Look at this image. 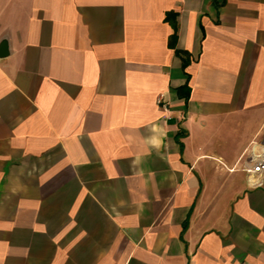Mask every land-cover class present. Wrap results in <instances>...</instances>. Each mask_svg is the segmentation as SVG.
Returning <instances> with one entry per match:
<instances>
[{
  "label": "crops",
  "instance_id": "1",
  "mask_svg": "<svg viewBox=\"0 0 264 264\" xmlns=\"http://www.w3.org/2000/svg\"><path fill=\"white\" fill-rule=\"evenodd\" d=\"M4 42L0 264H264V0H0Z\"/></svg>",
  "mask_w": 264,
  "mask_h": 264
},
{
  "label": "built area",
  "instance_id": "2",
  "mask_svg": "<svg viewBox=\"0 0 264 264\" xmlns=\"http://www.w3.org/2000/svg\"><path fill=\"white\" fill-rule=\"evenodd\" d=\"M247 164L250 166L245 170L249 182L261 186L259 179L264 177V138L252 143L248 151Z\"/></svg>",
  "mask_w": 264,
  "mask_h": 264
},
{
  "label": "trees",
  "instance_id": "3",
  "mask_svg": "<svg viewBox=\"0 0 264 264\" xmlns=\"http://www.w3.org/2000/svg\"><path fill=\"white\" fill-rule=\"evenodd\" d=\"M172 17H173L172 15H168L166 19L168 21L172 22V20H171ZM172 26H173V29H174V35L172 36V38L170 40L169 46H170V48L176 50V43H177V26H176V23L175 22H172ZM176 53H177L178 56L181 55V53L178 52L177 50H176ZM185 66H187V62L184 63V67ZM177 93H178V95H179L180 98L188 101L189 94H190V87H189V85L186 84L185 86L179 88L177 90Z\"/></svg>",
  "mask_w": 264,
  "mask_h": 264
},
{
  "label": "water",
  "instance_id": "4",
  "mask_svg": "<svg viewBox=\"0 0 264 264\" xmlns=\"http://www.w3.org/2000/svg\"><path fill=\"white\" fill-rule=\"evenodd\" d=\"M8 54V46L7 44L4 42L2 43V45L0 46V58H4L6 57Z\"/></svg>",
  "mask_w": 264,
  "mask_h": 264
}]
</instances>
